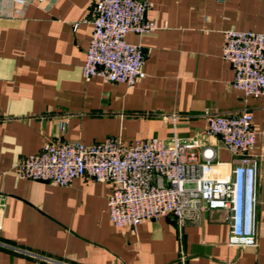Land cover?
Instances as JSON below:
<instances>
[{
	"label": "crops",
	"instance_id": "obj_1",
	"mask_svg": "<svg viewBox=\"0 0 264 264\" xmlns=\"http://www.w3.org/2000/svg\"><path fill=\"white\" fill-rule=\"evenodd\" d=\"M25 1L0 0V264H264V99L236 90L222 57L226 31L264 34V0H148L158 30L127 36L146 53L133 88L83 77L96 0ZM241 112L262 134L255 246L231 244L227 210L184 227L169 216L120 229L109 215L111 185L81 178L60 187L16 172L49 142L170 141L203 133L208 114ZM205 143L235 164L220 140Z\"/></svg>",
	"mask_w": 264,
	"mask_h": 264
},
{
	"label": "built area",
	"instance_id": "obj_2",
	"mask_svg": "<svg viewBox=\"0 0 264 264\" xmlns=\"http://www.w3.org/2000/svg\"><path fill=\"white\" fill-rule=\"evenodd\" d=\"M12 1L22 7L27 4ZM150 9L148 0L95 1L93 35L82 69L85 80L98 77L133 88L145 77V50L129 43L127 36H146L158 30L147 17ZM224 35L222 57L235 71L233 87L248 98L264 99V34L228 30ZM172 118L178 120L176 115ZM206 122L203 133L175 136L170 141L152 138L130 145L114 138L92 145L49 142L24 158L16 172L20 179L60 187L81 178L111 185L109 215L120 229L134 231L144 221L169 216L184 227L200 224L208 211L227 210L231 213V244L255 246L260 159L253 151L262 134L254 129L250 112L208 114ZM206 138L220 140L235 164L219 161ZM4 216L0 197V231Z\"/></svg>",
	"mask_w": 264,
	"mask_h": 264
},
{
	"label": "clouds",
	"instance_id": "obj_3",
	"mask_svg": "<svg viewBox=\"0 0 264 264\" xmlns=\"http://www.w3.org/2000/svg\"><path fill=\"white\" fill-rule=\"evenodd\" d=\"M247 179H248V177H246V180H245V186H244V191H245V193H246V186H247V184H248ZM245 193H244V194H245ZM236 214L238 215V212H237V211H236Z\"/></svg>",
	"mask_w": 264,
	"mask_h": 264
}]
</instances>
